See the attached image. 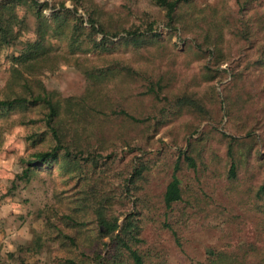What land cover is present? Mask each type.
I'll use <instances>...</instances> for the list:
<instances>
[{
  "label": "rangeland",
  "instance_id": "1",
  "mask_svg": "<svg viewBox=\"0 0 264 264\" xmlns=\"http://www.w3.org/2000/svg\"><path fill=\"white\" fill-rule=\"evenodd\" d=\"M64 6L71 9L70 1ZM88 6L98 11L110 32H119L115 45L105 53L71 52L65 34L79 50L83 46L82 36L71 33L77 22L69 20L65 34L52 40L46 66L25 77L33 75L63 99L78 98L87 82L76 67L117 63L158 82L159 97L192 95L206 111L182 110L153 126L160 105L146 94V81L114 75L95 84L104 104L90 113L82 138L88 136L89 148L96 152L112 154V167L120 172L125 165L127 171L133 156L144 163L136 192L113 203V209L116 214L138 210L145 264H209L217 253L246 263L264 261V196H257L264 180V0H191L180 8L174 32L161 24L163 10L151 0H83L75 17L82 18L86 29ZM49 8L42 11L46 18L53 11ZM11 13L16 23H25L18 30L19 42L7 51L0 48V97L9 94L10 57L32 38L27 29L33 25L31 12L21 7ZM152 21L155 39L137 49L118 44L121 30L145 28ZM0 132L1 150L7 149L11 163V178L0 190L7 201L0 220V264H57L58 257H71L68 243L55 237L46 221L59 225L77 244L94 234L88 211L76 217L84 227L58 221L60 211L69 212L81 184L56 170H40L27 183L15 180L24 160L51 143L35 112H0ZM225 136L250 147L234 150V179L227 177ZM186 157L193 168L187 167ZM175 165L181 199L167 210L162 194Z\"/></svg>",
  "mask_w": 264,
  "mask_h": 264
},
{
  "label": "trees",
  "instance_id": "2",
  "mask_svg": "<svg viewBox=\"0 0 264 264\" xmlns=\"http://www.w3.org/2000/svg\"><path fill=\"white\" fill-rule=\"evenodd\" d=\"M0 0V48L6 51L15 46L19 41L18 30L24 26L25 21L15 22L11 11L26 7L33 16L31 29L27 27L32 35L31 39H25L20 44L16 56H11L13 64L10 77L9 94L0 97V112L10 111H33L40 117L43 134L49 136L50 144L46 150L36 151L24 160V167L15 180L27 183L31 176L38 171L47 174L52 170L59 172L60 177L69 176L81 184L78 196L67 206L69 212L60 211L59 223L65 226L84 227V223L77 220L82 212L88 211L93 217L95 225L94 234L84 238L81 244L75 242V238L69 233H64L62 228L46 221L47 227L52 229V234L67 241V253L71 257H58L57 264H145V255L139 250V212L138 210L116 214L113 203H121L127 196H132L138 188V183L143 179L145 171L144 163L139 156H133L129 164L120 172L112 167L113 155L101 154L93 148H89L88 136L85 135V124L90 113L95 107H101L103 102L102 93L95 88V84L104 82L114 75L128 79H139L146 81V94L158 101L159 113L157 119L153 120V126L161 123V119L178 114L182 110L194 112L198 115H206L199 99L188 94H180L175 97H159L161 86L158 82H152L145 74L132 70L127 65L114 63L109 67L87 66L76 69L87 82L84 94L78 98H61L54 91L47 90L43 84L34 79H28L23 74L37 73L42 66H46L49 53L53 48L52 40L62 34L64 28L68 27V21L73 20L71 33L82 36L80 50L75 46L67 34L66 49L71 52L82 53H105L114 46V39L119 32H110L104 22L99 19L98 11L89 7L86 12V24L88 29L82 26V18L75 17L77 7L83 0H69L71 9L64 6L66 0ZM68 1V0H67ZM191 0H151L157 7L163 10L161 24L171 32L176 31L179 23V10L187 6ZM51 8L49 17L46 18L42 11ZM49 8V9H50ZM156 22H148L143 27H133L121 30L119 43L129 45L133 48H141L148 41L155 39ZM17 31V32H16ZM67 33H70L68 31ZM16 66V67H14ZM19 67V70L17 69ZM106 98V95L104 96ZM126 119L125 112H119ZM128 117V116H127ZM129 119H132L128 117ZM40 136V134H38ZM85 139V140H82ZM227 140V157L229 168L227 177L234 179L235 164L233 162L234 150L244 151L250 147L240 143L233 137L225 136ZM248 140L251 141L253 138ZM254 142V141H253ZM252 142V143H253ZM185 163L188 168H193V161L186 157ZM177 165L174 166L168 183L162 194V204L165 209H170L181 199L182 190L175 175ZM15 182L12 187H15ZM264 196V180L258 187L257 196ZM133 206V205H132ZM120 217L121 220H120ZM72 228V227H71ZM92 240V242H91ZM82 248V249H80ZM243 258L238 261L231 255L217 253L209 264H264V261L246 263Z\"/></svg>",
  "mask_w": 264,
  "mask_h": 264
},
{
  "label": "crops",
  "instance_id": "3",
  "mask_svg": "<svg viewBox=\"0 0 264 264\" xmlns=\"http://www.w3.org/2000/svg\"><path fill=\"white\" fill-rule=\"evenodd\" d=\"M1 134V132H0ZM0 146V190L5 187V183L11 178L9 170H11L10 158L6 157V151L1 150ZM8 153V152H7ZM7 201L3 202V192L0 191V220L4 216L3 207ZM4 241V231L0 227V247Z\"/></svg>",
  "mask_w": 264,
  "mask_h": 264
}]
</instances>
